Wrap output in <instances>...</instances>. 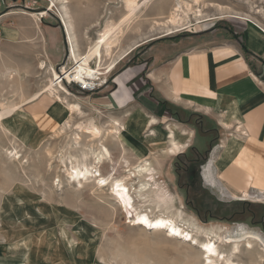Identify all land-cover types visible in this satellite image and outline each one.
<instances>
[{"label":"rangeland","instance_id":"obj_1","mask_svg":"<svg viewBox=\"0 0 264 264\" xmlns=\"http://www.w3.org/2000/svg\"><path fill=\"white\" fill-rule=\"evenodd\" d=\"M61 1L53 4L51 0H0V102L5 105H18L24 96L39 91L51 77L50 62H54L57 74L63 66H71L69 42L64 40L66 35L64 38L61 35L62 29L65 31ZM173 1L152 0L123 34L120 44L115 40L109 44L106 57L119 45L127 48L153 35L125 55L105 79L94 83L93 89H81V84L73 81L56 83L64 87L60 88L62 92H68L70 102L79 103L81 114L75 113L77 115L70 118L63 104L41 96L18 109L12 119L5 120V127L11 124V132L0 127V264H203L200 248L210 238L215 241L218 252L228 256L230 242L205 234L197 235L199 242H196L183 233L171 235L163 230L142 228L121 210L110 189L99 187L91 180L81 184L68 181L63 164L67 163L69 169L68 153L81 151L72 148L70 137L77 130V124L91 118L106 128L111 126L112 119L132 128V131L121 130L118 140L131 163L165 148L166 124L176 123L181 129L192 130V139L183 152L166 157L160 166L153 164L155 171H161L160 175L156 174L158 182L173 194L174 205H181L179 208L186 218L190 216L193 224L196 222L202 228L210 223L225 225L235 231V236H244L245 230L257 231L264 238V200L232 198L219 182L208 186L207 165L212 162L211 151L232 138L231 131L219 126L213 116L192 109L180 110L165 100L161 103L151 92L146 97L155 106L160 102L163 109H159L160 106L145 108L136 93L122 106L99 109L95 105L101 92L98 89L105 85L104 81L114 85L123 67L140 62L148 41L165 34L162 30L152 32L151 25L153 20H164L172 14ZM202 1L196 0L198 12L204 11L202 3L206 2ZM212 1L241 12L252 11L254 5L264 6L262 0ZM65 5L79 52L96 38L106 21H117L124 13L121 0H67ZM255 17L264 24L261 13ZM222 19L209 20L208 28L228 29V21L233 18ZM197 22L190 18L188 28L163 37L178 40L201 32L204 26ZM41 62L45 65L43 69L39 68ZM54 107L60 108L62 113L57 127L41 132L31 128L30 114ZM153 117L158 122L152 129L163 134L156 143L147 141L149 133L145 130L146 121ZM67 118L70 126L58 134L56 131ZM137 118L142 121L143 129L137 125ZM81 139V143L88 145L86 138L81 136ZM103 143L109 148L112 160H120L117 141L106 138ZM137 143L142 155L134 148ZM197 153L204 154L205 159ZM101 169L106 173L107 165ZM123 174L122 168L116 172V176ZM248 190L251 193L256 189ZM133 199L132 203L137 205V199ZM251 240V247L242 243L236 256H228L234 264H264L262 249L253 237ZM221 258L216 264H223Z\"/></svg>","mask_w":264,"mask_h":264},{"label":"crops","instance_id":"obj_2","mask_svg":"<svg viewBox=\"0 0 264 264\" xmlns=\"http://www.w3.org/2000/svg\"><path fill=\"white\" fill-rule=\"evenodd\" d=\"M204 1V7L209 3L222 6L223 14L216 18H233L228 21L232 32L208 28V22L216 19L211 18L197 22L204 26L201 32L178 40L160 36L148 41L140 62L123 67L114 85L106 81L98 89L101 92L95 105L122 106L136 93L148 109H163L161 101L165 100L174 108L213 116L219 126L231 131L232 138L211 151L208 186L219 182L235 195L248 194L250 188L264 192V24L255 17L259 13L264 16V6L254 5L252 11L241 12L226 4ZM61 35H66L63 29ZM49 64L55 68L54 62ZM149 92L161 103L155 106L146 97ZM61 115L58 107L45 108L30 114L28 123L39 132L50 131L51 126L60 124ZM137 120L143 129L142 121ZM119 134L120 139L121 130ZM147 141L153 143L149 137ZM134 148L141 152L138 143Z\"/></svg>","mask_w":264,"mask_h":264},{"label":"bare ground","instance_id":"obj_3","mask_svg":"<svg viewBox=\"0 0 264 264\" xmlns=\"http://www.w3.org/2000/svg\"><path fill=\"white\" fill-rule=\"evenodd\" d=\"M57 1L60 0H51V3L55 4ZM151 1L152 0H121L124 8V13L121 17L117 21H106L105 26L100 30L96 38L88 43L83 52H79L77 44L74 41L72 23L65 5L67 0H62L60 2L62 4L61 18L69 42L68 52L72 64L68 68L63 66L60 74H57L53 65L49 64L48 69L51 73V77L48 78L47 83L36 93L26 97L24 96L18 105H11L8 103L5 105L3 102H0V127L5 131L11 132V124L5 127V120L12 119L18 109L39 99L41 96L63 104L70 118L75 113L81 114L82 111L80 110L79 103L70 102L68 100V92H62L60 88L64 87L62 85V87H60V84L57 85L56 83L73 81L87 87L92 86V84L99 80L105 79V75L111 72L125 55L133 48L139 46L142 40L153 36L143 37L127 48H122L119 45L118 48L116 47L110 51L109 57H106V50L109 44L113 40L120 44L123 34L128 31L130 25L135 22L136 18L138 19L139 13L145 10ZM171 5L173 10L170 16L164 18V20L152 21V32L155 30H162V32H165L162 36L169 35L186 29V27L189 26L186 24L190 23V18H195L198 22H201L219 14H223L222 6L213 3L207 4L208 6H205L202 12L196 11V0H174ZM260 27L261 26H259V28ZM134 28L137 29V26L135 25ZM44 67L45 65L41 62L39 68L43 69ZM105 82L106 80L104 83ZM157 122L158 121L153 117L149 118L145 124L146 131L149 133L148 137L153 143L163 138L161 132L158 135L157 132L155 133L152 129L153 126L157 125ZM13 123H15V121H13ZM69 126L70 120L67 118L62 122L61 127L56 132L59 134ZM107 127L108 128L97 124L92 118L85 123L81 121L80 124L76 125L77 130H75V132L73 131L74 133L71 135L69 142L72 144V148L75 150L80 149L81 151H78L80 152L79 154L68 153L67 160H69L70 163L69 169L67 163L63 164L68 174L69 182L72 184H81L82 182L91 180L99 187L110 189L111 196L121 210L126 216L129 218L131 217L133 223H136L142 228L163 230L171 235H182L181 233H183L184 236H190L196 242H199L196 238L199 234L208 236L214 235V237L216 239L218 238L221 242H230L229 251L227 252L229 257L231 255L236 256L240 252V245L242 243L248 248L251 247V237H253L262 249L263 254L261 258L264 262V238L260 233L257 231L245 230L247 233L244 236H240L239 234L235 236V231L230 229V227L214 223L207 224L203 228L199 227L195 221L194 224L192 223V219H189L190 216L186 218L184 211L179 208L181 205L178 207L174 205L173 194H171L161 182H158L157 175H160L161 171L160 169L157 170L158 172L155 171L153 164H158L160 166L166 157L183 152L192 139V130H186V128L181 129L178 124L175 123L166 124L164 139L167 140V144L165 148L156 153L152 152L150 156L139 158L136 162L131 163L126 157V149L118 141L120 130L124 127H129V125H124L118 120L112 119L111 126ZM81 136L87 139L88 145L86 143H81L83 139H81ZM106 138L117 141V148L121 153V157H119L120 160L118 159L116 162L112 160L109 148L103 143V140ZM94 145H96V147ZM83 146L84 148L82 149ZM104 164L107 165L108 168L106 173H102L101 171V167ZM119 168L123 169L124 174L116 176V172ZM231 194L233 196L232 198L236 199L264 200V192L260 191L245 195ZM133 197L137 199V205L132 203L134 200ZM230 231L234 232V234H225ZM202 244L203 248H200V250L203 255V264H216L215 261H218L221 257L223 264H234L232 259L218 252L216 243L214 240L212 241L211 238Z\"/></svg>","mask_w":264,"mask_h":264},{"label":"trees","instance_id":"obj_4","mask_svg":"<svg viewBox=\"0 0 264 264\" xmlns=\"http://www.w3.org/2000/svg\"><path fill=\"white\" fill-rule=\"evenodd\" d=\"M222 20H224V19H222ZM227 27H228V30H230L231 32L233 31V28H232L231 24H229ZM241 44H242V46L244 47V42H243V41L241 42ZM244 48H245V47H244ZM245 50H246V49H245ZM196 155L198 156L199 154L197 153ZM200 155H201V157L203 156V158L205 159L204 154H203V155L200 154ZM200 155H199V156H200ZM201 160H203V159H201ZM244 208H245V207H243V206L241 205V210H242V209L244 210ZM252 215H253V214H252Z\"/></svg>","mask_w":264,"mask_h":264},{"label":"built area","instance_id":"obj_5","mask_svg":"<svg viewBox=\"0 0 264 264\" xmlns=\"http://www.w3.org/2000/svg\"><path fill=\"white\" fill-rule=\"evenodd\" d=\"M94 86H95V84H92V86H87V87L81 85V89L91 90L94 88Z\"/></svg>","mask_w":264,"mask_h":264},{"label":"snow or ice","instance_id":"obj_6","mask_svg":"<svg viewBox=\"0 0 264 264\" xmlns=\"http://www.w3.org/2000/svg\"><path fill=\"white\" fill-rule=\"evenodd\" d=\"M102 183H103V181H102Z\"/></svg>","mask_w":264,"mask_h":264}]
</instances>
